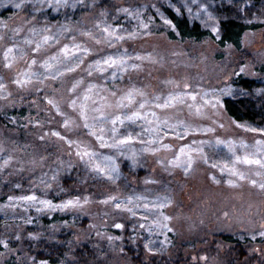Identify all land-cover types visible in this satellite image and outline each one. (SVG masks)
Here are the masks:
<instances>
[{"label": "rangeland", "instance_id": "rangeland-1", "mask_svg": "<svg viewBox=\"0 0 264 264\" xmlns=\"http://www.w3.org/2000/svg\"><path fill=\"white\" fill-rule=\"evenodd\" d=\"M6 2L27 12L0 23V264H49L40 241L62 231L101 264L126 246L228 264L220 233L264 264V0ZM163 6L215 38L225 18L262 27L239 48L174 41Z\"/></svg>", "mask_w": 264, "mask_h": 264}, {"label": "trees", "instance_id": "trees-1", "mask_svg": "<svg viewBox=\"0 0 264 264\" xmlns=\"http://www.w3.org/2000/svg\"><path fill=\"white\" fill-rule=\"evenodd\" d=\"M256 2L262 0H254ZM105 2L101 3L103 6ZM10 2L6 0H0V23L10 21L13 15L25 14L24 7H18L14 9ZM51 10L48 9L49 13ZM27 12V11H26ZM162 14L167 18L171 28L166 32V36L170 40H191L202 41L204 39L216 40V44L220 47L227 45L239 48L242 37L252 30H257L262 27L260 23H246L235 18H225L218 22L219 36L215 38L211 30L204 27L198 21H193L188 18L186 14H180L175 12L172 8L163 6L161 7ZM74 18V17H73ZM243 83L252 84L254 80L243 79ZM223 107L225 113L234 119L235 121L240 118L249 121H258L259 117L255 111H253L246 101L231 102L229 100L223 101ZM21 112V111H20ZM23 114V113H20ZM16 115V112H0V128L6 123L7 120L12 119ZM7 117V118H6ZM6 119V121H5ZM7 124V123H6ZM67 183V181H65ZM57 215L53 216L49 223L57 220ZM45 220V219H44ZM80 221V222H78ZM80 225L85 226V220L75 221ZM219 243L228 246L227 256L232 258L228 259V264H254L256 257L248 254L250 248V239H239L232 234L220 233L215 238ZM57 241V242H56ZM49 244L45 241H40L41 245L46 247V252L38 251L37 257L40 260L48 261L49 264H101L96 256V250L86 243H77L74 240V235L68 231H62L57 240ZM249 243V244H248ZM125 251L129 255V264H177L179 259H168V257L152 255L145 259L143 252L139 248L134 250L130 246L125 247ZM177 258V257H176ZM188 258V257H187ZM185 261V260H183ZM187 261V259H186Z\"/></svg>", "mask_w": 264, "mask_h": 264}, {"label": "snow or ice", "instance_id": "snow-or-ice-1", "mask_svg": "<svg viewBox=\"0 0 264 264\" xmlns=\"http://www.w3.org/2000/svg\"><path fill=\"white\" fill-rule=\"evenodd\" d=\"M51 103V101H50ZM56 135H59V133H56ZM257 163H259V161H257ZM231 183V182H230ZM262 187H264V185H262ZM25 199H35V197H25ZM109 199H112L111 197ZM42 203L46 204V205H49L50 204V201H42ZM74 202L73 201H68L66 205L64 206H68V205H72ZM117 207H120L119 205H117ZM165 219H168V217H165ZM117 227H122V225H117ZM264 234V233H262Z\"/></svg>", "mask_w": 264, "mask_h": 264}, {"label": "clouds", "instance_id": "clouds-1", "mask_svg": "<svg viewBox=\"0 0 264 264\" xmlns=\"http://www.w3.org/2000/svg\"><path fill=\"white\" fill-rule=\"evenodd\" d=\"M71 129H69V131H70Z\"/></svg>", "mask_w": 264, "mask_h": 264}]
</instances>
